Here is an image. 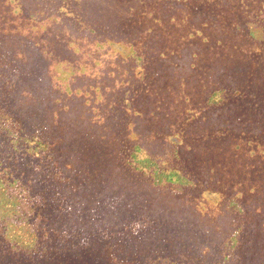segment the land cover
<instances>
[{
    "label": "trees",
    "instance_id": "obj_1",
    "mask_svg": "<svg viewBox=\"0 0 264 264\" xmlns=\"http://www.w3.org/2000/svg\"><path fill=\"white\" fill-rule=\"evenodd\" d=\"M226 1L0 0V264H264V219L249 245L236 197L214 200L205 171L162 165L182 142L171 131L184 119L171 126L168 107L177 93L209 133L264 127V12L255 28L232 12L221 14L230 25L206 18ZM185 19L183 38L211 27L234 56L254 48L226 71L241 82L254 52L261 63L250 93L262 104L243 118L230 101L238 90L227 97L215 81H191L194 55L168 38ZM192 184L226 218L199 209Z\"/></svg>",
    "mask_w": 264,
    "mask_h": 264
},
{
    "label": "rangeland",
    "instance_id": "obj_2",
    "mask_svg": "<svg viewBox=\"0 0 264 264\" xmlns=\"http://www.w3.org/2000/svg\"><path fill=\"white\" fill-rule=\"evenodd\" d=\"M208 1L218 2L219 0H205V3ZM230 1L231 3L226 1L227 4H230V9L219 10L214 8V10L205 14L206 18L210 14L217 15L216 18L220 16V20L226 19V24L230 25L229 16L221 14L232 12L234 16L244 18L240 21L252 24V28L259 27V24H262V19L259 18V15L264 12V0ZM182 15L189 17V12L186 11ZM192 24L193 21L191 19H185L179 23V29H174L173 27L168 37L171 39L170 43L177 49V52H181L185 47H188L194 55L186 62L190 72H194L193 74L197 77V80L191 81H200V83L208 80L215 81L213 91L223 92L222 89H225L223 93L227 97L238 90L235 97H232V99L229 97L228 99H231L233 108H235L236 112L240 111V113L238 112L239 116L243 118L242 109L250 107L257 100H259V104H262L260 96H254L253 93H250L252 88L250 82L257 69L256 65L260 67L261 63L259 58L255 57L254 52L253 56H251L252 61L247 62V66H244L250 67L246 70L248 78L244 77L241 82L237 80L239 72H234L232 75H228L227 72L237 70L241 56L250 53L254 48L252 49L250 45L237 47V53L235 52L234 56L233 51H228L226 50L227 47L220 46L217 41L219 39L218 31L211 27H203V34H198L197 37L187 36L183 38L186 34L184 28H187L190 32ZM241 39H243V36H241ZM217 58L218 61L216 62ZM228 59H235L231 68H228ZM217 65L221 66L220 72L214 77H210L211 67ZM138 67L142 71L141 75L147 79L148 66L146 62L140 61ZM223 67H226V69L224 70ZM180 83L183 85L184 80ZM167 94L163 93L162 95ZM180 95L182 94L177 93L174 99V96H172L168 107L171 108L170 112L172 114L170 118L171 126L175 122L172 117L178 122L184 119L183 127H176L174 133L171 131L172 127L170 128L171 134L182 137V142L177 145L178 147L174 145L172 151L162 159V165L168 171H181L182 173H185V171H191V173L193 171H205L208 174L211 187L216 190V193L211 192L210 194H215L213 196L214 200L219 199L221 202L227 200L226 196L236 197L240 209L238 210L237 208L234 219L242 222L246 221L249 227L245 233L239 234V239H248L250 241L249 245H251L258 240L257 226L264 219V127L261 128V132L253 135L242 134V132L236 131L234 128H232L231 132L226 129H219L218 133H209L206 126L202 127L198 123L203 122V117L195 120L198 112L191 110L189 105L183 102ZM241 118L237 119L236 122H243L244 120ZM205 147H208L209 150L207 154H204ZM152 150L155 151L153 148ZM190 188L194 199H196L194 204L199 209L208 213L209 217L218 215L220 220L226 218V216H223L224 211L221 208V204H210L208 198L210 195H207L206 192L203 193V190L198 185H193ZM251 221L256 224L253 225Z\"/></svg>",
    "mask_w": 264,
    "mask_h": 264
}]
</instances>
